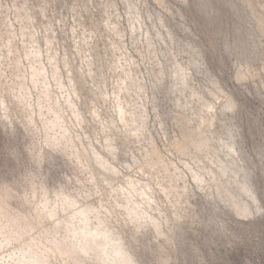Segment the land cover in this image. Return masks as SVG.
Returning a JSON list of instances; mask_svg holds the SVG:
<instances>
[{"label": "rangeland", "instance_id": "374dc122", "mask_svg": "<svg viewBox=\"0 0 264 264\" xmlns=\"http://www.w3.org/2000/svg\"><path fill=\"white\" fill-rule=\"evenodd\" d=\"M77 205L138 264H264V0H0V258L79 264Z\"/></svg>", "mask_w": 264, "mask_h": 264}, {"label": "clouds", "instance_id": "9594fccd", "mask_svg": "<svg viewBox=\"0 0 264 264\" xmlns=\"http://www.w3.org/2000/svg\"><path fill=\"white\" fill-rule=\"evenodd\" d=\"M66 228L73 253L82 257L79 264H138L125 236L94 208L77 205ZM0 264H45V253L38 245H26L0 258Z\"/></svg>", "mask_w": 264, "mask_h": 264}, {"label": "snow or ice", "instance_id": "6c2138e0", "mask_svg": "<svg viewBox=\"0 0 264 264\" xmlns=\"http://www.w3.org/2000/svg\"><path fill=\"white\" fill-rule=\"evenodd\" d=\"M225 111H226V112H227V111H231V105H230V104H228V105L225 106ZM260 212H261L262 214H264V205L261 206Z\"/></svg>", "mask_w": 264, "mask_h": 264}]
</instances>
